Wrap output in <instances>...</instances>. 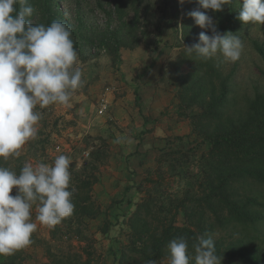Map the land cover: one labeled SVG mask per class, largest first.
Segmentation results:
<instances>
[{
  "label": "trees",
  "instance_id": "16d2710c",
  "mask_svg": "<svg viewBox=\"0 0 264 264\" xmlns=\"http://www.w3.org/2000/svg\"><path fill=\"white\" fill-rule=\"evenodd\" d=\"M66 1L71 0H29L35 9L30 18L32 23L47 26L57 19L65 22L72 29L74 47L79 54L78 63L88 64L99 56L101 50H105L115 67L122 49L133 48L129 39L137 36L138 10L136 19L127 23L123 20V1L115 0L120 24L113 28L109 22L101 28L91 26L81 10L71 18L63 7ZM75 1L79 4L81 0ZM95 1L106 13L104 6L108 0ZM170 3L178 20L179 1ZM181 4L184 13L180 37L184 44L180 46L171 69L176 73L180 117L190 121L191 133L206 149L199 157L198 176L180 197L172 195L168 188L162 189L165 173L158 168L157 178H150L151 186L129 220L128 243L122 247L116 261L118 264H147L148 260L154 259L156 264H161L165 259L170 260L167 245L178 237L187 240L189 251L194 256L193 245L197 238L210 236L215 241L217 254L222 256L221 264H264V89L256 91L252 98L245 100L243 107H238L233 72L223 73L219 54L202 59L195 53L189 55L184 47L198 42V25L193 23L194 19L188 13L200 10V4L198 0H183ZM193 7L196 8L192 10ZM215 15L221 34L233 33L236 26L245 25L238 19L239 12L232 9L225 16L222 10ZM139 41L136 39L135 45ZM253 47L264 58L263 47L257 42H253ZM89 139L93 143L91 146L86 144L89 154L83 167H70L69 190L73 191L75 205L73 214L52 229L53 236L66 233L80 242L89 241L88 246H83L74 259L48 250L47 262L43 264L99 263L100 256L95 260L96 252L87 235L86 223L101 214L102 209L92 191L109 152L104 139ZM189 152L192 150L163 152L158 165L161 167L164 160L169 159L171 168L175 170L178 163L184 162L183 158H187L186 161L191 159ZM23 160L21 154L6 160L0 158V165L19 172L24 166ZM13 190L16 193L17 190ZM180 216L182 223L179 222ZM31 239L28 246L46 244L34 234ZM24 251L25 247L7 255L3 264H21L17 258L19 254L24 255Z\"/></svg>",
  "mask_w": 264,
  "mask_h": 264
},
{
  "label": "rangeland",
  "instance_id": "374dc122",
  "mask_svg": "<svg viewBox=\"0 0 264 264\" xmlns=\"http://www.w3.org/2000/svg\"><path fill=\"white\" fill-rule=\"evenodd\" d=\"M121 1H123L125 9L123 18L125 22H132L136 19V11L139 12V22L135 27L137 36L129 39V45L133 48L122 49L121 58L115 67L105 50H101L99 56L88 64L78 63L77 67L83 72L84 86L73 93L68 105L56 103L43 109L37 106L36 111L41 112L43 116L38 125V134L35 139L28 141L20 149V154L24 157V165L26 163L36 165L41 162L51 165L57 156L63 154L72 158L71 165L82 168L89 154L86 144L91 146L93 143L88 138L105 140L108 145V158L105 164L100 167L98 182L92 191L96 203L102 210L97 219L87 220L86 223L87 235H89L96 252L95 260L96 256H100L97 264H107L106 261L110 256L112 261V256L120 253L122 247L128 243L129 220L134 215L136 205L145 198L146 191L151 186L148 181L150 178H157L158 168H161V173H165L162 189L168 188L172 195L180 197L188 189L192 180L198 176L199 157L206 149V146L201 144L192 133L185 137L163 139L162 149L154 145L151 147L147 136L148 131H140L141 128L138 126L140 123L134 117L140 106L137 102V99L140 98L136 92L134 93L140 75H135L132 82L127 65L122 67L124 60L128 59L135 50L146 55L161 52L164 65L176 78L171 64L177 59L180 46L184 44L180 37L184 13L180 0H178L180 13L178 20L175 18L174 9L170 7L172 0ZM241 6L242 0H232L231 4L223 5L221 10L225 16L231 12V9L239 12ZM63 7L71 18L81 10L86 20L92 24L91 26L102 28L111 22L114 28L120 24L115 0H108L104 6L106 13L96 4L95 0H81L79 4L75 0L66 1L63 2ZM194 8L196 7H193L192 10ZM198 8H200L199 11L213 17L217 30H219L220 26L215 12L211 9H204L201 5ZM109 14H111L110 19ZM113 20L115 21L113 22ZM161 21L163 23L160 27ZM193 23L195 24V20ZM197 32L212 35L209 28L200 26H198ZM233 34L240 36L244 44L239 60L230 62L226 61L222 55L219 54V56L223 73L227 75L233 72L237 105L241 108L245 100L252 98L256 91L264 89V58L253 47V42H257L264 49V24L248 23L236 26ZM136 39L140 40L137 45H135ZM101 60L108 61L106 62L107 70L104 73L100 69H95L98 65L100 66ZM100 81L102 82L101 86ZM100 94L104 96L102 100L97 98ZM104 103L107 109L101 114ZM101 120H104L102 125L107 129V133L104 135L106 137L96 135V129L100 127L97 121ZM184 120L189 123L190 130H192L190 121L186 118ZM177 138H181V140ZM144 143H148L146 146L150 153H146L139 162L133 163V156L139 154L137 150L133 151L135 146ZM172 150H192V153L189 152L191 159L186 161L187 158H183L184 162L178 163L175 170L171 168L172 161L169 159H165L160 167L158 161L164 154L163 152ZM136 157L135 159L138 160ZM14 191L10 195H16ZM37 208L38 204H33L32 219L38 225L33 234L46 244L38 243L26 246L24 255L19 254L20 257L17 258L18 263L43 264L47 262L48 250L74 259L75 254H78L83 246H88L89 241L82 240L80 242L75 236L66 233L64 236L60 234L53 236V227L40 225L35 220ZM179 222L182 223L181 216ZM104 230L107 232L103 233ZM113 241L117 242L111 245ZM114 248L117 250L116 252ZM6 257L7 255H0V264L5 262ZM116 263L117 261L111 264ZM161 264H170V260L165 259Z\"/></svg>",
  "mask_w": 264,
  "mask_h": 264
},
{
  "label": "clouds",
  "instance_id": "9594fccd",
  "mask_svg": "<svg viewBox=\"0 0 264 264\" xmlns=\"http://www.w3.org/2000/svg\"><path fill=\"white\" fill-rule=\"evenodd\" d=\"M204 9L218 12L232 0H198ZM183 3V0H180ZM35 9L29 0H0V158L19 156L20 149L36 138L43 109L51 104L68 105L73 93L84 86L83 72L75 65L79 54L72 29L57 19L50 25L34 24ZM201 28L198 42L184 46L191 55L210 59L217 54L226 61L239 60L244 44L240 36L221 34L213 17L194 10L188 13ZM238 19L245 24H264V0H242ZM72 158L57 156L51 165L26 163L19 172L0 165V255H11L32 243L37 223L55 227L73 214L69 190ZM15 188L16 195H10ZM170 264H221L215 241L197 238L193 256L184 237L168 245ZM147 264H156L154 259Z\"/></svg>",
  "mask_w": 264,
  "mask_h": 264
},
{
  "label": "crops",
  "instance_id": "0c3cea01",
  "mask_svg": "<svg viewBox=\"0 0 264 264\" xmlns=\"http://www.w3.org/2000/svg\"><path fill=\"white\" fill-rule=\"evenodd\" d=\"M148 54H142L139 50H135L128 59L122 58L124 60L122 67L127 65L128 72L131 73V81L135 75H140L137 80V88L134 89V93L136 92L140 98V106L137 109V115L134 117L140 123L138 125L141 128L140 131H148L147 136L151 147L154 145L162 149L163 139L185 137L190 135L191 130L189 123L180 117L179 101L176 98L177 83L174 74L164 65L161 52ZM106 62L108 61H102L100 66L98 65L99 67L97 66L95 69H100L104 73L107 70ZM99 84L101 86L102 82L100 81ZM103 97L102 94L97 96L98 100H102ZM102 122L104 120L97 121L100 127L97 126L99 129H96V135L106 137L104 135L107 133V129L106 126L102 125ZM146 145L148 143L135 146L133 151L137 150L139 154L136 155L137 157L133 156V163L139 162L146 153H150ZM115 242L117 241H113L111 245H114ZM118 254L112 256V261L111 256L108 257L106 263L115 262Z\"/></svg>",
  "mask_w": 264,
  "mask_h": 264
},
{
  "label": "built area",
  "instance_id": "2783aa9c",
  "mask_svg": "<svg viewBox=\"0 0 264 264\" xmlns=\"http://www.w3.org/2000/svg\"><path fill=\"white\" fill-rule=\"evenodd\" d=\"M107 109V106H106V104L104 103L103 105H102V110H101V114H103L104 113V111Z\"/></svg>",
  "mask_w": 264,
  "mask_h": 264
}]
</instances>
